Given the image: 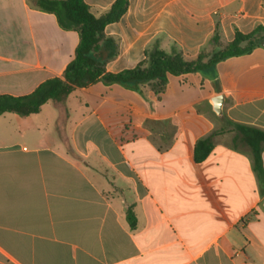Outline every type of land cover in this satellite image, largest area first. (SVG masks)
Masks as SVG:
<instances>
[{
  "label": "crops",
  "instance_id": "crops-1",
  "mask_svg": "<svg viewBox=\"0 0 264 264\" xmlns=\"http://www.w3.org/2000/svg\"><path fill=\"white\" fill-rule=\"evenodd\" d=\"M84 1L99 16L115 0ZM258 25L264 0H127L104 27L117 44L105 68L135 66L155 39L191 60L211 49L215 32L225 44ZM78 40L53 13L0 0V94L61 76ZM261 46L218 61L213 90L187 95L182 85L175 96L167 80L145 82L159 105L142 96L144 83L136 92L95 82L19 116L31 120L27 130L1 126L18 116L2 113L0 264H264V187L236 128L264 131ZM217 94L214 118L202 107ZM45 106L46 118L33 117ZM209 135L196 161L195 143ZM261 159L264 169V143Z\"/></svg>",
  "mask_w": 264,
  "mask_h": 264
},
{
  "label": "trees",
  "instance_id": "trees-1",
  "mask_svg": "<svg viewBox=\"0 0 264 264\" xmlns=\"http://www.w3.org/2000/svg\"><path fill=\"white\" fill-rule=\"evenodd\" d=\"M31 6L53 13L58 25L63 29L77 32L79 40L73 58L65 66L61 76L49 77L40 82L31 92L22 95L0 94V115L12 112L25 117L39 111L42 104L51 100L61 104L75 87H84L95 82L104 85L120 84L141 92V85L150 80L165 84L168 75H180L203 70L230 56L249 53L256 46L264 45V26L258 25L250 33L236 31L231 41L222 44L217 32L208 43V52L200 51L191 60L185 59L175 45L170 51L163 50L158 39L153 40L144 50V59L131 68L117 72L107 71L106 62L117 53L115 40L104 33L108 22L116 21L127 7V0H115L101 15H94L84 0H27ZM244 142L249 146L253 169L264 187V169L261 150L264 131L246 125H236ZM212 145V136L198 139L194 146V158L203 160ZM125 219L131 227L135 225V215L128 207Z\"/></svg>",
  "mask_w": 264,
  "mask_h": 264
},
{
  "label": "rangeland",
  "instance_id": "rangeland-1",
  "mask_svg": "<svg viewBox=\"0 0 264 264\" xmlns=\"http://www.w3.org/2000/svg\"><path fill=\"white\" fill-rule=\"evenodd\" d=\"M256 47H262V46H256ZM220 67V64L215 63L213 66L203 69V70H198V71H194L185 75H178V76H168L167 79V86H168V91H170L172 94L176 93L179 91L178 89L180 88V86H184L186 85V87L184 88V92L188 91L189 93H187V95H190V93L193 92V88H195L198 92L201 91H206V90H213L214 88H218L219 86V82L216 78L217 73H215L216 69ZM259 82L264 81L263 79H259ZM192 82V83H190ZM223 82V81H222ZM193 83L196 85L194 86ZM120 85V84H119ZM143 90H144V94L142 93L143 97H146L148 103H152V104H156L159 105V100L154 96L152 90L149 87L148 83H144L143 84ZM152 98V101L150 102L148 99ZM171 102H174L175 100H170ZM48 106H45L42 110V112L40 114H36L33 117H40V119H44L47 117L46 115V108ZM203 110L208 111L212 117L216 118L218 116H216L213 112H212V107L211 104L209 102H206L204 104V106L202 107ZM7 117L11 116L14 117V121L13 122H7L5 119H3V123L1 124V126H4L6 129L7 128H16V126L19 124L21 126L24 127L25 130L28 129L31 120L26 119V120H21V118L19 116L13 115V114H6ZM19 121H23L21 123H19ZM46 129V126L43 125V130ZM42 130V128H41Z\"/></svg>",
  "mask_w": 264,
  "mask_h": 264
},
{
  "label": "water",
  "instance_id": "water-1",
  "mask_svg": "<svg viewBox=\"0 0 264 264\" xmlns=\"http://www.w3.org/2000/svg\"><path fill=\"white\" fill-rule=\"evenodd\" d=\"M223 101H224V97L222 94H217L210 98L212 109L218 116L222 115Z\"/></svg>",
  "mask_w": 264,
  "mask_h": 264
}]
</instances>
